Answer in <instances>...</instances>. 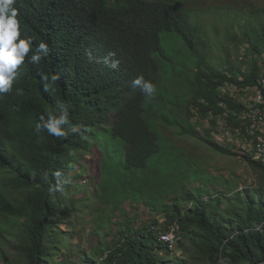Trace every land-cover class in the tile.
I'll list each match as a JSON object with an SVG mask.
<instances>
[{
    "label": "trees",
    "instance_id": "16d2710c",
    "mask_svg": "<svg viewBox=\"0 0 264 264\" xmlns=\"http://www.w3.org/2000/svg\"><path fill=\"white\" fill-rule=\"evenodd\" d=\"M14 7L21 38L30 37L33 48L41 41L49 48L47 56L38 53L42 58L38 64L26 58L12 90L0 94V244H17L19 264H61L57 259L67 257L64 250L71 239L62 226L70 224L71 214L102 210L88 205L92 197L65 194L80 191L81 185L72 180L80 176L81 159L96 176L95 197L105 207L122 201L144 203L167 219L164 229L156 224L137 228L125 220L116 231L108 219L100 227L105 232L98 245L82 257L85 264H188L168 259L173 246L161 239V233L175 224L181 237L192 236L196 252L209 264L264 262V200H255L250 189L238 192L237 199L220 194L205 199L218 179L191 173L185 155L165 144L158 130L159 124L180 125L181 134H190L195 129L185 124V114L197 110L205 118L229 113L226 123L247 134L250 123L244 126L234 113L245 114L246 121V114L256 111L220 89L227 85L242 93L257 89L260 100L253 108L264 111V73L258 62L264 55V11L223 22V38L250 45L253 57L245 73L231 61L226 46L221 47L226 70L199 53L209 34L175 0H15ZM164 34H175L188 55L196 57L191 64L184 63L180 73L189 96L184 87L169 92V78L161 77L162 72L170 77L176 71L166 67L172 57L163 48ZM110 51L116 56L108 57L109 62L120 61L118 70L103 63ZM139 75L155 86L152 96L132 87ZM64 109L70 124L78 126L76 132L67 125L64 137L35 132L41 115H59ZM211 122L217 125L216 120ZM197 137L215 152L236 154L264 173V164L251 152L240 154L223 146L210 132ZM57 171L62 173L59 178ZM57 179L63 192L50 190ZM197 179L201 187L187 190L186 183ZM69 205L72 208L67 209ZM4 256L0 249V260Z\"/></svg>",
    "mask_w": 264,
    "mask_h": 264
},
{
    "label": "rangeland",
    "instance_id": "374dc122",
    "mask_svg": "<svg viewBox=\"0 0 264 264\" xmlns=\"http://www.w3.org/2000/svg\"><path fill=\"white\" fill-rule=\"evenodd\" d=\"M180 7L188 10L192 19L200 20V25L205 28L209 34V40L204 48H199V53L209 59L218 69L226 70V65L221 61L224 58V51L221 47L229 48L231 61L237 66L242 68V71L249 73L250 64L252 62V53L250 52V45L247 43L237 44L231 36H226L224 33L223 22L232 17L243 19L250 11H264V0H175ZM240 36L241 33L237 32ZM162 45L166 50L169 57H172L171 62H166L167 68H173L176 71L168 77L167 72H162L161 77L166 81L167 89L169 92L179 91V88L184 87V95L189 96V91L185 88V78L181 76L183 73L182 65L185 63L189 65L193 59L188 55L186 47L182 41L175 34H164L162 36ZM259 65L264 73V55L258 57ZM181 73V74H180ZM222 93H229L236 99V101L244 104L256 111L254 113L246 114L248 119L245 121V114H235L237 121L249 122L248 129L256 133H264V111L258 110L254 107V102L258 103L259 95L257 89H248L244 93L239 92L235 87L224 86L220 89ZM230 117L227 113L224 116H213L205 118L193 111L192 115L185 114V124H188L193 129L188 135L181 134V126L167 127L159 124L158 130L164 138L165 144L176 148L178 152L185 155L187 165L190 167L191 173H203L218 179V183L211 187L206 198L215 197L220 194L221 197L237 199V193L246 189L254 191L253 198L255 200H264V173L253 168L250 164L238 155L225 156L212 150L208 145L204 144L198 139V135H208L210 132L211 137L223 146L234 148L240 154L243 151L251 152L250 148H246L245 139L246 135L241 131L240 127L229 126L226 119ZM217 121V125L212 124L211 120ZM240 132V133H239ZM244 149V150H243ZM78 163L83 164L77 167L79 177L74 178L72 183L81 185L78 192H65L66 195L74 196L75 198L92 197V201L88 205H95L101 207V211L97 213L83 214L80 216L79 212L71 214L70 224L63 225L62 228L69 231L71 237L69 246L65 248L64 253L66 256H59L57 259L61 264H85L82 259L83 256H88L91 251L98 245L100 235L105 231L100 227L104 222L111 220V230L116 231L118 224L125 223V220L131 222L133 227H152L157 225L160 229L166 228V216H157L152 210H149L147 205L140 203L137 205L132 204L130 201H122L121 205L112 207L111 205L105 207L101 199L95 197V190L97 189L96 176L90 169L89 163L85 160H80ZM87 167V168H86ZM83 171V172H82ZM73 175V174H71ZM202 182L197 179L196 181L189 180L186 183L187 190H193L201 187ZM103 192V191H101ZM252 195V192H251ZM178 197V196H177ZM176 197L167 199V203ZM113 202V200L111 201ZM186 205L187 203H183ZM237 205V201L234 202ZM83 209L86 204L82 205ZM68 208H72L69 205ZM169 230L162 232L166 233ZM192 232V231H191ZM181 235V233H180ZM109 240L111 236H106ZM179 242L173 247V254L168 259H180L188 264H209L207 261L202 260L198 255L193 245V238L187 233L179 236ZM0 249L5 254L4 260H0V264H5L6 261L19 264V253L17 251V244L12 241H1ZM67 259V263L63 260ZM223 261L221 260V263Z\"/></svg>",
    "mask_w": 264,
    "mask_h": 264
},
{
    "label": "clouds",
    "instance_id": "9594fccd",
    "mask_svg": "<svg viewBox=\"0 0 264 264\" xmlns=\"http://www.w3.org/2000/svg\"><path fill=\"white\" fill-rule=\"evenodd\" d=\"M15 0H0V94L8 93L12 90L13 81L16 78L18 69L27 62L38 64L41 56L38 53L43 52L44 56L48 55V44L41 41L33 48V42L30 37L21 38L20 21L18 19V9L14 7ZM31 53V55H29ZM115 52H109L103 58V63L112 70H118L120 61L117 59L109 62L108 57H115ZM46 79V78H45ZM55 77H53V80ZM132 87L139 88L141 92L148 93L152 96L155 92V86L151 81L145 80L142 75L132 80ZM20 91L19 89L17 90ZM60 113V112H59ZM41 115L39 122L35 124L37 134L47 131L51 136L64 137L66 135L64 126L67 125L73 132L78 130V126L70 124L68 110L64 109L62 114L55 115L48 112ZM62 175L60 171L56 172L59 178ZM47 179V174H44ZM53 192H63V184L57 179V182L50 186Z\"/></svg>",
    "mask_w": 264,
    "mask_h": 264
},
{
    "label": "bare ground",
    "instance_id": "6f19581e",
    "mask_svg": "<svg viewBox=\"0 0 264 264\" xmlns=\"http://www.w3.org/2000/svg\"><path fill=\"white\" fill-rule=\"evenodd\" d=\"M259 100H260V91L258 90ZM242 131V130H241ZM240 133V132H239ZM246 138L244 143L246 148H250V151L253 155V159L257 162H260L264 164V133H256L253 131H250L249 129L246 131ZM250 154V153H249ZM178 231V235H175ZM181 229L179 225H172V227L169 229L166 233H161V239L170 243L171 246L174 247L176 243L179 242V239L181 236Z\"/></svg>",
    "mask_w": 264,
    "mask_h": 264
},
{
    "label": "built area",
    "instance_id": "2783aa9c",
    "mask_svg": "<svg viewBox=\"0 0 264 264\" xmlns=\"http://www.w3.org/2000/svg\"><path fill=\"white\" fill-rule=\"evenodd\" d=\"M175 235H178V231L176 232V234Z\"/></svg>",
    "mask_w": 264,
    "mask_h": 264
},
{
    "label": "water",
    "instance_id": "95a60500",
    "mask_svg": "<svg viewBox=\"0 0 264 264\" xmlns=\"http://www.w3.org/2000/svg\"><path fill=\"white\" fill-rule=\"evenodd\" d=\"M259 264H264V262H262V263H259Z\"/></svg>",
    "mask_w": 264,
    "mask_h": 264
}]
</instances>
